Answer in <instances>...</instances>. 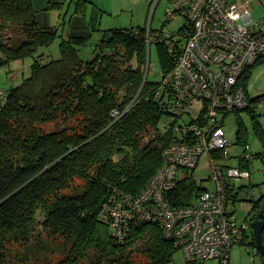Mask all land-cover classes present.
<instances>
[{
  "label": "trees",
  "instance_id": "trees-1",
  "mask_svg": "<svg viewBox=\"0 0 264 264\" xmlns=\"http://www.w3.org/2000/svg\"><path fill=\"white\" fill-rule=\"evenodd\" d=\"M66 1L0 0V74H9L0 90V264H9L14 244L26 249L21 259L26 263L34 250L53 251L57 242L62 257L56 264H167L179 250L160 225L132 224L120 244L100 220L112 197L135 198L148 186L172 137L161 127L170 116L156 100L161 82L147 80L148 30L104 31L95 58L85 61L81 48L100 28L97 22L84 25L88 0L75 2L67 25L64 19L51 26L50 14ZM95 14L101 15L98 8ZM57 39L60 58L53 59L44 50ZM156 43L166 74L178 57L164 42ZM27 59H32L30 75L12 85V66ZM261 62L246 69L242 86ZM258 101L250 99L246 110ZM255 123L264 141L261 124ZM246 136L240 122V144L248 145ZM206 189L185 172L167 199L174 208L192 206ZM263 199L252 201L253 219ZM39 226L49 243L43 234L36 236ZM249 245L257 247L254 234Z\"/></svg>",
  "mask_w": 264,
  "mask_h": 264
},
{
  "label": "built area",
  "instance_id": "built-area-1",
  "mask_svg": "<svg viewBox=\"0 0 264 264\" xmlns=\"http://www.w3.org/2000/svg\"><path fill=\"white\" fill-rule=\"evenodd\" d=\"M168 1V21L182 15L190 25L173 34L149 30L146 39L148 48L164 42L178 57L155 94L174 117L164 129L172 137L148 186L135 198L112 197L100 220L111 227L120 244L127 241L132 224L156 223L189 264L214 260L231 264L234 246L251 242L248 231L253 218L239 221L235 182L251 179L252 173L243 166L254 156L246 145L244 155L237 157L238 166L224 164L231 159L232 144L223 123L230 113L250 107L240 80L248 67L264 61V18L256 20L252 15V2L264 5V0ZM114 116L119 117V112ZM204 155L212 165L214 187L204 190L192 206L172 207L167 194L177 188L185 172L197 169ZM261 198L259 194L255 200Z\"/></svg>",
  "mask_w": 264,
  "mask_h": 264
},
{
  "label": "rangeland",
  "instance_id": "rangeland-1",
  "mask_svg": "<svg viewBox=\"0 0 264 264\" xmlns=\"http://www.w3.org/2000/svg\"><path fill=\"white\" fill-rule=\"evenodd\" d=\"M72 0H67L64 7L60 12H52L50 22L55 24L67 25V22L71 19L75 10V2L71 4ZM97 3L102 9L103 13L99 15L101 17L100 30L94 33V36L89 41L87 46L81 48V57L85 60H92L96 56L95 49L101 44L104 31L110 29H131V28H146L148 31L152 30L153 34L156 33H170L178 32L184 26L190 25L189 21L182 15H178L175 19L168 21L167 10L171 6L168 0H90ZM91 6V5H90ZM253 16L256 20H259V14L257 11L253 12ZM60 39H57L55 43L46 48L44 52L46 55H50V58H60ZM148 56L146 68L148 70L147 80L152 83L162 82L164 78V68L160 55V48L157 43H153L151 48L147 47ZM32 59H27L25 62H18L12 66L11 72L12 85H18L22 80L30 75V66ZM8 75L6 71H2L0 74V90L6 88L8 83ZM245 89L249 94L251 100L259 99L258 102L252 104V110H243L239 112H233L228 115L223 127L227 134V137L232 144L230 148L231 159L224 162L228 166H238L237 157L244 155L246 149L245 144H240L238 141V131L240 129V122L243 123L245 129H247L246 143L249 145V153L255 156V158L249 162V170L252 173V177L249 180H237L235 185L237 187L236 193L238 195V201L236 202V215L240 222L250 220L247 215L252 210V201L260 194L264 195V141L262 137L257 134L255 129V122L261 124L264 130V61L252 68V72L247 74L244 79ZM2 92V91H1ZM256 116V119H254ZM174 117H169L166 121L173 120ZM186 121L190 120L189 117L185 118ZM166 121L162 122L161 127L166 128ZM58 127V126H57ZM47 130H52L53 126H46ZM247 164V162H246ZM198 183L205 188H213L211 181L212 165L208 155H204L199 162L196 170L191 171ZM81 181H77L76 185H80ZM241 187H243L241 189ZM197 201V200H196ZM38 219L40 222L44 220V215L39 213ZM250 236H253V230L248 231ZM43 234L45 242L49 243L46 239V235L43 233L41 226L38 227L36 236ZM36 244L38 238L34 240ZM58 242L51 246L53 251H46L41 253L34 250L31 253L29 261L22 262L23 256L27 253L26 249L21 245L14 244L11 246V256L9 264H56L62 257L61 252L57 249ZM258 248L248 244L235 245L231 253V264H264V257L261 253L257 254ZM130 257L132 255L128 254ZM174 262L176 264H189L183 251L179 250L174 256ZM83 264H88L85 262ZM201 264H219L217 261H204Z\"/></svg>",
  "mask_w": 264,
  "mask_h": 264
},
{
  "label": "crops",
  "instance_id": "crops-1",
  "mask_svg": "<svg viewBox=\"0 0 264 264\" xmlns=\"http://www.w3.org/2000/svg\"><path fill=\"white\" fill-rule=\"evenodd\" d=\"M88 1L91 3L90 4L91 6L89 7V10H88V13H87L86 17L83 19L84 20V25L85 26H90L93 22H97V25L100 26V24H101L100 23V21H101L100 19H101L102 16L101 17H97L96 14H95V9L98 8L100 13H103L104 11H103V9L97 3L93 2V1H90V0H88ZM228 1L229 2H237L238 0H228ZM61 10L62 9L56 10V11H53V12H60ZM254 11H257L258 12V14H259V18L258 19L259 20L262 19V18H264V5L262 3H260L259 1L252 2V15H253V12ZM74 12H75V10H74ZM96 17H97V19H96ZM50 18H51V14H50V17H49V23H50L51 26H54L55 24H53V25L51 24ZM73 19H74V17L72 18V20ZM57 24L58 23L56 22V25Z\"/></svg>",
  "mask_w": 264,
  "mask_h": 264
},
{
  "label": "water",
  "instance_id": "water-1",
  "mask_svg": "<svg viewBox=\"0 0 264 264\" xmlns=\"http://www.w3.org/2000/svg\"><path fill=\"white\" fill-rule=\"evenodd\" d=\"M263 217H264V199H263V203L261 205L260 210L258 211V213H256L253 219V222L251 224L254 237L256 239L257 248L261 252L262 256L264 255V238H263L264 220H263Z\"/></svg>",
  "mask_w": 264,
  "mask_h": 264
}]
</instances>
